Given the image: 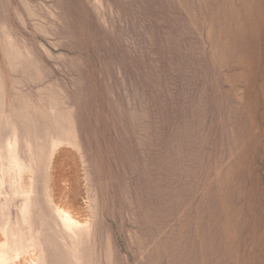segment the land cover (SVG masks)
<instances>
[{
  "label": "rangeland",
  "instance_id": "rangeland-1",
  "mask_svg": "<svg viewBox=\"0 0 264 264\" xmlns=\"http://www.w3.org/2000/svg\"><path fill=\"white\" fill-rule=\"evenodd\" d=\"M0 264H264V0H0Z\"/></svg>",
  "mask_w": 264,
  "mask_h": 264
}]
</instances>
